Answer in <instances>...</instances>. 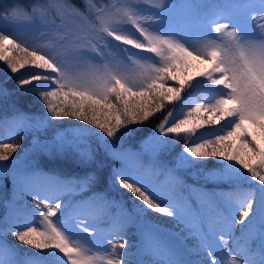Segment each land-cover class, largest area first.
<instances>
[{"label":"snow or ice","instance_id":"6c2138e0","mask_svg":"<svg viewBox=\"0 0 264 264\" xmlns=\"http://www.w3.org/2000/svg\"><path fill=\"white\" fill-rule=\"evenodd\" d=\"M111 7L117 9L115 19L107 18ZM111 7L88 2L82 10L71 0L36 4L23 25L31 43L4 27L17 23L16 11L0 16V61L11 77H17L26 64L55 74L34 71L15 80L16 90L36 92L42 105L37 112L21 110L15 102L9 111L13 92L0 82L4 119L30 140L27 145L0 140V162L9 161L21 149L22 157L29 158L21 172L8 173L17 161L0 164L4 191L10 185L13 193L11 199L5 196L0 216V264H58V258L64 264H93L88 255L92 249L107 253V264H264V173L260 171L264 169V0H225L216 5L159 0L153 4L155 11L131 3ZM177 8L191 26L215 33L216 38L200 50L188 46L174 27ZM129 23L143 40L123 26ZM49 36L57 37L51 48L35 44ZM69 50L72 62L88 71L71 74L66 63ZM14 51L23 57L13 55ZM152 57L158 59L148 63ZM127 62L141 71H128ZM203 64L211 67L201 71ZM168 81L179 86H167ZM35 85L55 87L41 91ZM186 85L203 89L210 98L195 103L186 116L165 128L172 116L169 112L151 135L137 141L136 134L160 110L163 100L180 99ZM60 98L61 105L53 103ZM201 112L208 118L193 120V113ZM62 118L97 129L99 148L68 139L65 133L50 135L56 127L52 122ZM221 121L225 124L213 136L185 143L178 156L172 155L177 141L169 134L185 133L187 139ZM125 138H131L127 144ZM233 138L239 147L226 145ZM60 159H71L83 172L65 176L48 168L49 161ZM213 159L223 161V172L208 173L206 179L247 180L242 168L251 180L259 181V199L247 193L234 203L230 193L202 191L201 207L190 211L180 198L165 196L164 189L144 178L163 175L166 181L180 184L181 171ZM133 166L139 175L130 171ZM105 168H110L109 188L118 185L127 190L130 202L108 199V189H96ZM77 188L89 195L75 203L63 200L65 192ZM17 198L24 202L23 221L14 203ZM102 212L106 229L96 219ZM154 213L167 217L170 226L157 222ZM37 220L46 230L39 229ZM72 227L88 239L66 230ZM9 234L24 247L10 246ZM130 238L136 239L134 246ZM29 248L40 251H23Z\"/></svg>","mask_w":264,"mask_h":264},{"label":"trees","instance_id":"16d2710c","mask_svg":"<svg viewBox=\"0 0 264 264\" xmlns=\"http://www.w3.org/2000/svg\"><path fill=\"white\" fill-rule=\"evenodd\" d=\"M71 2L76 5L77 7L83 10L84 3H92L96 4L97 6L100 5H107L111 6H122L127 4L128 2H135L138 5L148 8L151 10H157L153 8V4L159 2V0H71ZM183 2V0H172V3L179 5ZM195 3L203 4V5H216L222 4L225 0H193ZM47 3V0H0V16L9 14L11 11H16L19 15L28 16L31 14V9L36 4H44ZM115 7H111V11L108 14V19H115L116 17L113 16V13L116 12ZM120 11H125L124 8H120ZM174 17V26L180 27L181 24L190 25V23L184 18L182 11L177 8L173 14ZM99 26V25H98ZM45 42V41H44ZM115 42H113V46ZM13 55L23 57V53L13 52ZM200 70L203 71L205 69L210 68L211 66L202 67L199 66ZM34 71H41L45 72V70H37L31 64H26L23 69L20 70L16 75L17 77H11L10 70L7 69V65L0 61V82H4L5 85L8 87L10 92H13V96L11 97L7 108L10 111L12 107V103L15 102L16 106L19 107L21 110L28 111V112H37L38 110H42V105L39 103V99L34 91H22L16 90L15 88V80L22 77H27L32 74ZM45 74L53 75V73L45 72ZM193 85H195V81H193ZM167 86H175L178 87L179 85L174 81H168ZM37 89L44 91L48 88L54 86L52 85H35ZM201 94V95H200ZM204 97L208 98L209 94L206 93L203 89H195L194 87H188L186 85L185 90L181 93L180 99H173L171 102L168 100H163V106L160 108L159 111H154L152 117H150L149 121L141 131L136 134L137 141L141 137H147L151 135L156 129L157 125L161 123L164 118L167 116L169 112H172V116L168 117V124L165 125V128L171 126V124L187 115V112L190 110L191 107L198 103L197 98L193 99L192 102H188V99L192 96ZM114 99V97H113ZM61 98L53 101V103L57 105H61ZM209 114L201 112V113H193V120L197 117H203L207 119ZM55 128L50 129V135H55L56 132L65 133L68 139H80L87 141L88 144H91L94 148H99L100 145V134L96 133L98 131L95 128L89 129L88 126L85 124H81L78 121H75L72 118H62L60 121H53ZM225 122L221 121L219 124L216 125H209L198 129L195 135H190L187 139H185V133L179 134H169L168 138L174 139L177 142L171 148V153L173 156H178L184 146L185 143L191 145L192 140H195L201 136L204 137H211L215 134V132L219 131L221 126L224 125ZM139 126V125H138ZM19 133V134H17ZM129 139L125 138V144L128 143ZM0 140L5 142H12V143H21L29 144L30 140L28 139V134L24 132H19V130L10 122H7L4 119V105H0ZM226 145H232L233 147H239L238 143L235 139H230L229 141L225 142ZM230 151L232 149H229ZM24 150H18L16 153L12 154V157L7 162H0V164H11L13 161H17V166L15 169L9 168L8 173L11 174L13 171L21 172L27 166L29 162V158L27 156L22 157V152ZM101 154L103 150L100 149ZM22 157V158H21ZM223 163L222 160H208L201 162L200 164L193 165L190 169L181 171L180 176L182 179V183L175 184L168 181L167 187L170 186L174 187L173 196L180 198L182 202H185L189 207V210H195L201 207L200 196L202 191L214 190L217 192H224L230 193L233 196V202L235 203L236 200L241 199L240 197L243 194L252 193L255 200L259 199V192L258 188L260 187L259 181L251 180L250 175L247 173L246 170L240 168V171L244 173L245 176L249 178L247 180H233L231 183L227 181H216V180H209L205 177L208 173H220L223 172ZM112 167H117L118 164L115 162H111ZM239 168V165H237ZM48 168L51 170L60 173L61 175L71 176L81 174L83 169L74 163L71 159H60L56 161H49ZM264 173V169L260 170ZM195 173V174H193ZM134 174V173H133ZM101 182L96 185L97 190H105L108 189L107 198L108 199H124L126 202L129 201V194L125 193L127 190L119 189L118 185L116 188L112 189L109 188V177H110V168H105L101 174ZM160 178L165 177L163 175L156 176V179L159 181ZM6 182H0V216L4 214V200L5 196L7 195L10 199L12 198V191L11 186L7 185L9 191L5 193ZM89 193L81 192L78 188L71 191L68 195V199L66 201H71L73 203L80 201L83 197L88 196ZM139 202V201H137ZM14 203L16 204L18 209H21V213L19 219L23 221V213L22 209L24 207V202L17 198ZM239 206V205H237ZM27 207L31 208V202H27ZM253 207L255 208L256 205L254 203ZM107 211V210H105ZM114 213L115 209H111ZM59 215V214H58ZM156 216V221L161 223L163 226H170L171 222L167 217L159 216V214H153ZM103 216V212L101 214ZM55 219V218H52ZM104 216L98 220L101 222V226L106 228V225L103 224ZM37 225L40 226L39 220L36 221ZM40 224V225H39ZM239 228V225H237ZM236 235L238 236L239 233L237 232ZM8 240L10 246H14L17 249H21L24 246H19L16 244L14 238L11 237L9 234ZM130 243L132 246L136 244L135 238H130ZM24 252L31 253L39 252L40 250L36 249H24ZM58 264H64L62 258H58Z\"/></svg>","mask_w":264,"mask_h":264},{"label":"rangeland","instance_id":"374dc122","mask_svg":"<svg viewBox=\"0 0 264 264\" xmlns=\"http://www.w3.org/2000/svg\"><path fill=\"white\" fill-rule=\"evenodd\" d=\"M128 3H131L133 5H136L140 8H144L140 5H138L137 3L135 2H128ZM145 9H148V8H145ZM125 11H127V9L124 8ZM154 11V10H153ZM26 18L27 16H22V15H19L18 14V20H17V23L16 24H5L4 27L6 28L7 31L9 32H12L18 36H20L22 39L24 38H28L29 42L31 43V34L29 33V30L28 29H25L23 27L24 23H26ZM111 19V18H109ZM19 25V26H18ZM125 28H127L132 34H134L136 37H138L139 39L143 40L142 37L139 36V33L136 32L135 28L129 23V24H125L123 25ZM175 27V26H174ZM177 31H179L181 33V35L184 37V42L192 47L193 49L195 50H200L203 48V46L210 40V39H215L216 38V34L215 33H209V34H205L203 32H201L200 30L194 28L193 26L191 25H183L181 27V29H179L178 26L175 27ZM57 39V37L55 36H49L47 39H37L35 41V44L36 45H48V48H51L53 46V41ZM45 41V42H44ZM10 47V46H9ZM133 51H138V50H135L133 49ZM143 53V52H142ZM67 60H66V63L70 66L71 68V74H80L81 72H86L88 71V67L86 66H83V65H75L73 62H72V52L69 50L67 53ZM141 56H151V54H148V53H143V54H140ZM99 58H97L98 60ZM158 58H155V57H152V59L148 60L147 62L148 63H152L154 61H156ZM130 66L128 68V71L132 72V73H138L139 71H141V69H139L137 66L135 65H131V62H127ZM141 63H144V61H141ZM202 67H206V66H209L208 64H203V65H200ZM55 74L53 73V76ZM55 87V85H53ZM201 95V94H200ZM198 95V96H200ZM196 97V96H195ZM193 97V98H195ZM192 98V99H193ZM198 98V101L199 102H207V100L210 98H204V97H197ZM62 99V98H61ZM71 99H75L74 97L73 98H70L69 99V102L71 101ZM130 171L134 174H137L139 175V171L135 168V166H133ZM145 179L149 180L151 183H154L158 186H160L162 189H164V195L165 196H168V195H172L173 194V190H174V187L173 186H170L167 187L168 185V181L164 180V178H160V180L158 181L156 179V177H149V176H145L144 177ZM70 192H65L64 195H63V200L66 201L68 199V195H69ZM244 195L246 194H243L240 198L242 199L244 197ZM254 198V197H253ZM102 214V213H101ZM103 216H98L96 219L97 220H100ZM55 218V217H54ZM57 218L53 219V221H55ZM40 225V224H39ZM38 226V225H37ZM39 229L41 231H44L46 230L45 228V225L42 223L41 225V228L40 226H38ZM105 228V227H104ZM106 229V228H105ZM66 230H69L72 234H75V235H80V236H84L85 239H88L87 236H85L84 233H80L79 230L75 229L74 227H72L71 229H66ZM71 243H78V241L76 240H72L70 241ZM85 247H87L85 245ZM88 255H90L92 258H93V264H107V259H108V254L105 253L104 251H98V250H95V249H92L90 250V252L88 253Z\"/></svg>","mask_w":264,"mask_h":264}]
</instances>
